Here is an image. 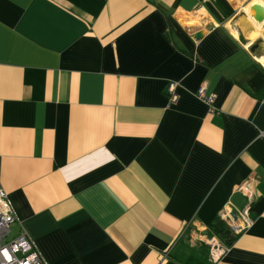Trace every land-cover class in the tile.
Listing matches in <instances>:
<instances>
[{"label": "crops", "instance_id": "crops-1", "mask_svg": "<svg viewBox=\"0 0 264 264\" xmlns=\"http://www.w3.org/2000/svg\"><path fill=\"white\" fill-rule=\"evenodd\" d=\"M256 3L0 0L7 238L26 232L47 264H264ZM245 207L252 224L214 262L210 224Z\"/></svg>", "mask_w": 264, "mask_h": 264}, {"label": "built area", "instance_id": "built-area-1", "mask_svg": "<svg viewBox=\"0 0 264 264\" xmlns=\"http://www.w3.org/2000/svg\"><path fill=\"white\" fill-rule=\"evenodd\" d=\"M177 88V82L169 81L167 83L166 91L170 104H174L178 100ZM195 95L207 104L210 114L219 113V110L215 106V95L208 93L205 86H199ZM246 184L242 183L239 186V190L247 199H250L251 189ZM248 212L247 207L243 208L235 219L230 215L231 209H225L220 214V217L228 223L233 233L237 235L252 224ZM14 221L15 214L13 208L7 194L0 185V264H47L37 246L26 232H22L10 239L7 238L10 232V225ZM205 242L209 245L210 258L214 262L220 259L229 248L228 245L222 244L215 236H207Z\"/></svg>", "mask_w": 264, "mask_h": 264}, {"label": "trees", "instance_id": "trees-1", "mask_svg": "<svg viewBox=\"0 0 264 264\" xmlns=\"http://www.w3.org/2000/svg\"><path fill=\"white\" fill-rule=\"evenodd\" d=\"M210 230L227 245L231 244L236 237L227 222L220 218V216L215 218V220L210 224Z\"/></svg>", "mask_w": 264, "mask_h": 264}, {"label": "water", "instance_id": "water-1", "mask_svg": "<svg viewBox=\"0 0 264 264\" xmlns=\"http://www.w3.org/2000/svg\"><path fill=\"white\" fill-rule=\"evenodd\" d=\"M252 9L254 11L255 20H257L258 22L264 21V8H263V6L261 4L256 3L252 6ZM200 36H201L200 31H196L194 33L195 38H199ZM231 214L233 217H235V211H233Z\"/></svg>", "mask_w": 264, "mask_h": 264}, {"label": "rangeland", "instance_id": "rangeland-1", "mask_svg": "<svg viewBox=\"0 0 264 264\" xmlns=\"http://www.w3.org/2000/svg\"><path fill=\"white\" fill-rule=\"evenodd\" d=\"M261 57H263V56H261ZM260 58V57H259Z\"/></svg>", "mask_w": 264, "mask_h": 264}]
</instances>
